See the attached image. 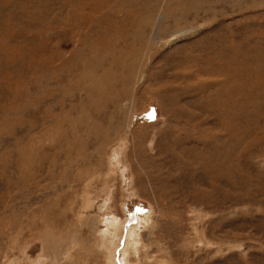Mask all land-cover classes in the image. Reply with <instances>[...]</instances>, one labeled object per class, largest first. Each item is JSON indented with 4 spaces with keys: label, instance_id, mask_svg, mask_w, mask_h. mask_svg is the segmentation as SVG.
I'll return each instance as SVG.
<instances>
[{
    "label": "rangeland",
    "instance_id": "obj_1",
    "mask_svg": "<svg viewBox=\"0 0 264 264\" xmlns=\"http://www.w3.org/2000/svg\"><path fill=\"white\" fill-rule=\"evenodd\" d=\"M106 255L264 264V0H0V264Z\"/></svg>",
    "mask_w": 264,
    "mask_h": 264
},
{
    "label": "bare ground",
    "instance_id": "obj_2",
    "mask_svg": "<svg viewBox=\"0 0 264 264\" xmlns=\"http://www.w3.org/2000/svg\"><path fill=\"white\" fill-rule=\"evenodd\" d=\"M108 221V220H107ZM106 227V226H105ZM107 228H108V226H107ZM107 230V229H106ZM106 233H107V231H106ZM102 235V234H101ZM105 241V240H104ZM108 255H106V257H107ZM111 256H112V253H111ZM111 256H108L107 257V260H108V262H110L111 264H115V262H114V260L111 258Z\"/></svg>",
    "mask_w": 264,
    "mask_h": 264
}]
</instances>
